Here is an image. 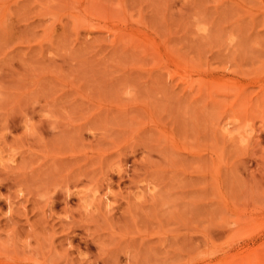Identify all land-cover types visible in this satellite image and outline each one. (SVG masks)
Segmentation results:
<instances>
[{"label":"rangeland","instance_id":"374dc122","mask_svg":"<svg viewBox=\"0 0 264 264\" xmlns=\"http://www.w3.org/2000/svg\"><path fill=\"white\" fill-rule=\"evenodd\" d=\"M5 262L264 264V0H0Z\"/></svg>","mask_w":264,"mask_h":264},{"label":"bare ground","instance_id":"6f19581e","mask_svg":"<svg viewBox=\"0 0 264 264\" xmlns=\"http://www.w3.org/2000/svg\"><path fill=\"white\" fill-rule=\"evenodd\" d=\"M8 258V257H7ZM7 260V259H6ZM12 263V262H11ZM4 264H10V262H5Z\"/></svg>","mask_w":264,"mask_h":264}]
</instances>
